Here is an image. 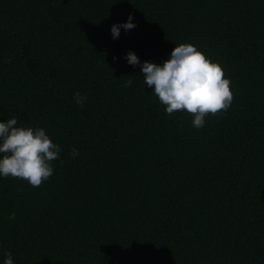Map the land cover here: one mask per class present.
<instances>
[{
    "label": "trees",
    "instance_id": "16d2710c",
    "mask_svg": "<svg viewBox=\"0 0 264 264\" xmlns=\"http://www.w3.org/2000/svg\"><path fill=\"white\" fill-rule=\"evenodd\" d=\"M180 44L231 81L202 129L143 83ZM11 118L61 152L38 188L0 177V264H264V0H0Z\"/></svg>",
    "mask_w": 264,
    "mask_h": 264
},
{
    "label": "clouds",
    "instance_id": "9594fccd",
    "mask_svg": "<svg viewBox=\"0 0 264 264\" xmlns=\"http://www.w3.org/2000/svg\"><path fill=\"white\" fill-rule=\"evenodd\" d=\"M132 20L130 15L128 22L113 25V39L120 37L121 28L125 31L136 28ZM125 58L131 66H141L134 53L129 52ZM141 67L144 85L154 89L153 95L165 107L166 114L172 116L186 111L193 117L192 125L196 129L205 126L209 115L227 112L233 103L231 81L225 78L223 67L192 44L176 45L170 59L162 66L144 62ZM131 84L129 79L127 86L131 87ZM73 98L80 107H84L87 101V96L79 92ZM17 124L16 118L0 122V177L20 179L38 188L53 176L55 169L52 162L59 159L61 149L44 128ZM78 155V150L73 148L70 156L76 158ZM9 219L14 220L15 213ZM4 264H13L11 252L6 253Z\"/></svg>",
    "mask_w": 264,
    "mask_h": 264
}]
</instances>
